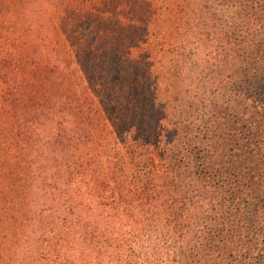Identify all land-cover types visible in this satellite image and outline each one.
I'll return each instance as SVG.
<instances>
[{"label":"rangeland","instance_id":"obj_1","mask_svg":"<svg viewBox=\"0 0 264 264\" xmlns=\"http://www.w3.org/2000/svg\"><path fill=\"white\" fill-rule=\"evenodd\" d=\"M70 2L91 10L56 15ZM81 36L90 53L83 75L120 154L156 185L148 212L131 214L157 222L134 235L117 219L113 231L90 227L115 215L105 207L112 185L96 140L77 138L80 88H59L56 54L60 39L77 46ZM180 130L185 203L172 187L181 159L169 150ZM258 259L264 264V0H0V264Z\"/></svg>","mask_w":264,"mask_h":264},{"label":"trees","instance_id":"obj_2","mask_svg":"<svg viewBox=\"0 0 264 264\" xmlns=\"http://www.w3.org/2000/svg\"><path fill=\"white\" fill-rule=\"evenodd\" d=\"M55 1V0H52ZM79 2V1H77ZM92 5L90 2L89 4L83 5V4H73V2H70L69 4H62L56 15L63 14L64 9L71 8L74 12L77 14H86L91 9H89V6ZM34 17V14H32V19ZM33 22V21H32ZM17 31V30H16ZM51 31V34L53 31H55V28H51L48 30V32ZM22 36H24L26 39L30 38L29 35H31V27H28L27 29H23L20 33ZM85 41V37L81 36L79 39V44L77 46H72L71 44L67 43L64 40H61L57 42V48H56V54L58 57V72L60 74V82H59V88L60 86L63 87L64 85L68 84L67 82H70L71 84H77L80 88V91L78 93V106L80 108V112L83 113V131L80 132V135L77 136L78 139H86V138H92L96 140L97 146L101 150V156H102V164L103 166L106 165V168L108 169V175H107V184L112 185V197H114V202L112 201L108 205H105L106 209L112 210L115 215H103L101 218L97 217L95 218V221L90 224V227H92L94 230H98L101 227H109L108 231H113L111 225L114 219H117L123 223L124 228L127 229V234L132 233L133 235L136 234L139 231H145V229L154 221L157 222V220H153L150 223L147 224V221L138 220L134 215L131 213H135L138 209L148 212L147 205H150L148 201L151 200L152 194L151 191H156V185L155 182H153V178L148 177V179L141 178L140 176L136 175V171L138 170L142 172L141 169V162L138 161L135 157L127 158L125 156H122L120 154L119 150V138L115 135L116 132L111 128L106 120L104 111L102 108L98 107V104H96V100L92 92L90 91L89 87L87 86L86 79L83 75V67L80 64L81 56L84 57V61L89 60V51H88V45L83 43ZM49 48V47H48ZM46 50V53L48 52V55L52 54L51 49ZM31 54H37L36 49L33 48L31 51ZM30 57V55L28 56ZM48 62L45 67H47V70L49 69ZM9 60L3 59L2 60V68L6 71L4 77L8 76L7 69L9 68ZM35 74V73H34ZM49 92L43 93V96L45 99L47 98ZM15 94H12V92L7 93V100L11 103H15L17 100L14 98ZM34 97L32 98L33 105H41L42 102L45 100H39L42 102H38L37 100V92L34 93ZM13 97V98H12ZM21 99V98H20ZM36 99V100H35ZM110 133L115 136L114 139V146H110V141H108V137L110 136ZM184 134V131L180 130V133H178V137L176 140H178L177 143H175V146L172 149H169L174 153V157H177L181 160H176L174 166H172L173 170V178H172V187L174 188V195L181 194L182 195V202L185 203L186 201V194L181 192V190L184 189L186 184L188 185V178H190V171L187 168V162L186 159H188V151H187V145L188 141ZM151 135V134H149ZM182 135V136H181ZM180 136V137H179ZM180 139V140H179ZM141 149L146 150V154L150 155V145L148 142H142ZM143 154L138 155L137 157H142ZM138 172V173H140ZM197 174H193L195 176ZM199 179V176L196 178ZM133 185V186H132ZM194 189V191L199 192L200 188ZM187 192V191H186ZM115 198L117 200H115ZM178 198V197H177ZM176 198V199H177ZM109 210V211H110ZM111 212V211H110ZM156 215V214H153ZM139 237V235L136 236V238ZM138 245V241L135 242ZM260 260L255 262V264H259Z\"/></svg>","mask_w":264,"mask_h":264}]
</instances>
